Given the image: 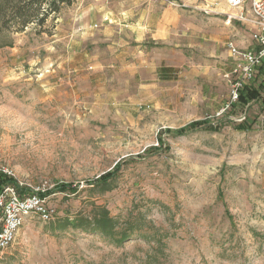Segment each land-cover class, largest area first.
Wrapping results in <instances>:
<instances>
[{
    "label": "rangeland",
    "instance_id": "374dc122",
    "mask_svg": "<svg viewBox=\"0 0 264 264\" xmlns=\"http://www.w3.org/2000/svg\"><path fill=\"white\" fill-rule=\"evenodd\" d=\"M168 2L179 21L238 10L228 0H73L42 28L0 27V171L52 191L55 209L28 219L0 264H264L263 75L259 99L226 107L228 71L171 74L179 36L137 42L125 25L160 17ZM193 121L212 125L175 134ZM97 207L139 215L165 245L117 246L65 221Z\"/></svg>",
    "mask_w": 264,
    "mask_h": 264
},
{
    "label": "built area",
    "instance_id": "2783aa9c",
    "mask_svg": "<svg viewBox=\"0 0 264 264\" xmlns=\"http://www.w3.org/2000/svg\"><path fill=\"white\" fill-rule=\"evenodd\" d=\"M231 8L237 11L227 13V20H238L252 23V38L257 46L239 47L233 39L227 42V48L233 59V67L225 74L231 83L230 98L226 107L238 102L240 91L257 79L264 67V0H228ZM245 118V117H244ZM12 171L2 169L0 179L12 177ZM16 180V179H15ZM45 188H30L16 180L15 183L3 184L0 187V257L16 242L21 228L31 217L38 216L49 221L55 209L43 196Z\"/></svg>",
    "mask_w": 264,
    "mask_h": 264
},
{
    "label": "crops",
    "instance_id": "0c3cea01",
    "mask_svg": "<svg viewBox=\"0 0 264 264\" xmlns=\"http://www.w3.org/2000/svg\"><path fill=\"white\" fill-rule=\"evenodd\" d=\"M156 1L160 2V0ZM164 6L163 12L158 18H155L156 12H148L146 17H139L125 25L127 28H131L129 31L137 33V42H141L147 36L153 39L170 40L178 39L179 36V42H176L175 46L176 51L181 55L172 59L169 64H164L165 67L171 68L169 70L171 74L178 73V69L183 65L197 74L205 75L213 68L223 73L233 67V59L227 48V42L230 39H233L242 48L257 46L252 38L254 30L252 23H243L238 20L228 21L226 14L214 17H194L179 21L176 17L177 8L169 2ZM173 13L175 16L171 17ZM184 49L189 51L190 55L187 56ZM178 58L182 63L178 62ZM141 61L139 60L138 63L142 64ZM162 65L156 64L155 68ZM143 66L145 67V65ZM259 77H261V72L257 79ZM257 87L261 88L262 85Z\"/></svg>",
    "mask_w": 264,
    "mask_h": 264
},
{
    "label": "trees",
    "instance_id": "16d2710c",
    "mask_svg": "<svg viewBox=\"0 0 264 264\" xmlns=\"http://www.w3.org/2000/svg\"><path fill=\"white\" fill-rule=\"evenodd\" d=\"M73 0H0V27L4 30L23 31L32 23L38 28H42L48 18L60 12L65 4H71ZM44 6V7H43ZM40 31V29H39ZM264 78V67L261 69ZM264 82V81H263ZM262 85V84H261ZM261 97L260 87L253 82L247 84L239 93V100L233 107L247 106L253 100ZM247 118V117H246ZM243 122H246L247 119ZM210 122L193 121L183 129L175 130V134L182 135L193 128H205L211 126ZM108 178L103 177L101 182ZM13 177L5 176L0 179V187L3 184L15 183ZM52 191L46 190L43 196H48ZM67 223L72 224L73 228L82 232L100 234L111 242L120 246L134 238H141L147 242H157L159 246H164L162 240L157 239L156 235L147 233L143 227L146 226L139 215L129 219H124L111 215L107 208H94L90 214L79 215L74 219H66ZM156 244V243H155Z\"/></svg>",
    "mask_w": 264,
    "mask_h": 264
}]
</instances>
